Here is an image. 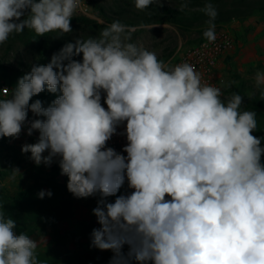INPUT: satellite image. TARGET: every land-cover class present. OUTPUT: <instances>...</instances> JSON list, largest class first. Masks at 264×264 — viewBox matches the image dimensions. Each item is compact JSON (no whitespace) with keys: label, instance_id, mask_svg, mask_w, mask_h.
Masks as SVG:
<instances>
[{"label":"clouds","instance_id":"1","mask_svg":"<svg viewBox=\"0 0 264 264\" xmlns=\"http://www.w3.org/2000/svg\"><path fill=\"white\" fill-rule=\"evenodd\" d=\"M154 3L162 6L134 0L140 11ZM201 10L209 17L203 37L214 43L217 10L210 2ZM78 11L81 0H0V45L25 29L71 33ZM135 30L113 21L98 37L69 42L46 65L32 66L0 99V138H19L29 111L42 117L27 129L39 132L37 142L21 151L36 165L59 157L74 197L99 194L91 246L111 251L110 264H264V137L252 134L256 112L241 110V95L204 83L194 65L169 66L129 42ZM254 79L264 85V71ZM45 90L59 95L46 107L30 103ZM121 125L126 156L107 146ZM125 180L130 193L117 195ZM16 227L0 210V264H43L38 242Z\"/></svg>","mask_w":264,"mask_h":264},{"label":"rangeland","instance_id":"2","mask_svg":"<svg viewBox=\"0 0 264 264\" xmlns=\"http://www.w3.org/2000/svg\"><path fill=\"white\" fill-rule=\"evenodd\" d=\"M189 1L162 0V6L175 8ZM222 2L223 7L227 9L240 2L249 9L248 15L244 19L235 18L228 24L215 25V27H226L234 37L235 43L231 56L218 69L220 86L225 96H229V88L234 87L244 97H250L249 94L252 96L257 90L264 89V85L257 88L254 79L257 71H264V6H262V0H222ZM93 7V17L74 16L71 19L72 32L63 36H58L56 32L38 36L34 31L28 29H25L21 34L11 35L6 43L0 45V65L28 73L34 65L49 63L52 55L65 44L74 43L77 39L98 37L104 27L116 20L136 29L132 32L129 42L155 52L161 59L169 57L179 46L195 44L203 38V32L207 29L205 27L183 31L163 22L143 25L139 17L146 9L137 10L134 0H95ZM119 12H124L126 16L119 15ZM78 19L96 21L100 27L96 28L94 25L87 24L85 20ZM74 59L82 60V54ZM2 84L6 85L0 77V85ZM226 85L230 86L226 87ZM9 89L11 94V88L9 87ZM9 97H0V99ZM9 158L8 153H4L0 157V193L12 192L17 185L27 180L24 171L30 165L17 161V159L9 160L8 163L7 159ZM262 161H264V157H262ZM13 170L18 171L14 173ZM62 177L61 175L58 179L61 180ZM44 190L48 191L50 188L47 187ZM122 194L126 195L124 185L117 193V195ZM115 198V196H111L106 199L107 202H114ZM99 199V194L88 198L74 197L68 212L65 213V218L57 222L53 228L38 226L30 236L38 242L36 251L52 256L61 255V257L64 254L111 252L101 251L91 246L92 230L100 227L97 217L93 214V209L97 206ZM57 206L62 210L67 207L65 203ZM124 248H127V245Z\"/></svg>","mask_w":264,"mask_h":264},{"label":"trees","instance_id":"3","mask_svg":"<svg viewBox=\"0 0 264 264\" xmlns=\"http://www.w3.org/2000/svg\"><path fill=\"white\" fill-rule=\"evenodd\" d=\"M209 2L213 4L218 13L213 21L215 25H225L235 18L244 19L248 15L249 7L243 5L241 2L227 9L223 7L222 0H190L187 2V7L183 10H180L181 6L167 8L152 4L149 8H146V11L141 13L139 17L140 22L143 25L163 22L183 31L207 28L208 24L206 22L209 17L201 9ZM262 3V6H264V0H262ZM98 8L101 10L99 6ZM119 15L126 16L124 12H119ZM78 20H85L87 24L94 25L96 28L100 27L93 20ZM159 59L163 62L166 60ZM26 73L25 71L13 70L0 65V77L11 88V94L17 85L18 79ZM231 94H239L243 97V103L241 105L242 111L256 112L257 130L252 134L257 137H264V89L257 90L250 97H244L236 88L230 87L229 96ZM57 95H59V92L53 94L45 90L39 95L32 97L30 103L39 99L43 105H49ZM10 140L11 138L7 137L0 138V157L2 154L8 153L10 156L7 159L8 163L10 162L9 160L13 159L22 162L10 146ZM262 146H264V140H262ZM24 173L27 178L26 182H21L12 192L0 193V210L4 212L6 218L11 217L15 220L17 225L15 232L17 235L23 232L30 237L38 226L53 228L57 222L64 219L65 213L68 212L74 196L67 189L68 177L62 175V179H58L61 176L59 162L54 163L48 171H44L39 165L33 164ZM47 187L50 188L52 196L49 198L45 196L43 199L38 198V192ZM56 203L57 205L65 203L67 207L65 210L59 209ZM123 250L126 253L128 248H124ZM36 252L38 259L43 264H110L113 256L112 252L81 255L64 254L63 257L61 255L52 256L45 252Z\"/></svg>","mask_w":264,"mask_h":264},{"label":"built area","instance_id":"4","mask_svg":"<svg viewBox=\"0 0 264 264\" xmlns=\"http://www.w3.org/2000/svg\"><path fill=\"white\" fill-rule=\"evenodd\" d=\"M94 2L95 0H81L83 5V11H78L75 16L93 17L94 16ZM216 40L214 43H209L204 37L198 40L195 44L188 46H179L173 53L164 61L169 66H174L179 63L188 62L195 66L196 70L202 75V81L207 84H212L221 88L218 79V69L224 62V60L231 56L235 48L234 37L231 32L224 26L215 27ZM207 45V46H205ZM7 89V92L5 91ZM10 95V89L7 85H0V97L6 98ZM102 105L107 108V105ZM45 107L48 105H44ZM42 117H36L29 111L28 118L25 122L19 138L10 140V146L23 163L33 165L35 164L30 159V153H22L21 148L25 143H35L38 140L39 132L33 131L32 135H27V129L30 126V122L34 119ZM125 125H121L117 128V134L113 135L111 140L108 141L107 146L114 148L117 152L127 155L122 152L123 147L127 143L126 136L120 133L124 132ZM47 151L43 155H47ZM59 162V157L54 158L52 164L47 166L41 163L39 166L44 171H48L54 163ZM125 192L129 194L131 189L128 188L127 180H125Z\"/></svg>","mask_w":264,"mask_h":264}]
</instances>
